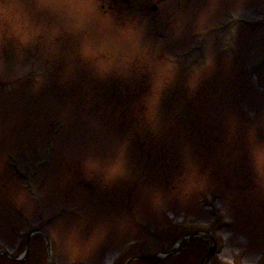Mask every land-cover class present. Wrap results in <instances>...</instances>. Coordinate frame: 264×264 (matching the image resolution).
<instances>
[{
    "label": "rangeland",
    "instance_id": "obj_1",
    "mask_svg": "<svg viewBox=\"0 0 264 264\" xmlns=\"http://www.w3.org/2000/svg\"><path fill=\"white\" fill-rule=\"evenodd\" d=\"M130 1L128 6L119 5L113 15L136 21L144 44L159 58H174L184 51L191 54L199 47L202 53L181 61L174 84L162 93L156 107L158 89H153L147 68L127 78L101 80L91 75L88 84L90 71L74 54L77 44L72 37H60L51 47L29 49L43 57L40 68L45 59L52 63L53 57L60 75L44 80L38 91L23 80L16 83L19 87H0V250L21 259L27 242L21 241L20 233L43 229L51 237L59 224L70 227L83 222L85 241L100 227L108 233L84 264H111L119 255L116 264H126L135 255L170 250L188 230L210 231L209 221L215 218L207 207L212 205L221 220L233 224L220 233L224 247L217 264H233L241 255L247 264H260L264 261V188L255 182L254 160L258 151H264V72L256 81L252 64L264 59V32L237 28L238 59L232 55L222 59L218 54L226 36L207 37V28L232 16L245 20L261 16L264 0H168L153 15L141 10L160 0ZM111 2L101 0L102 9L109 11ZM254 24L255 30L264 28V20ZM225 26L232 29L234 24ZM8 45L0 44L1 83L22 79V72L28 70L25 51L15 50L22 57L14 61L4 52ZM209 59L211 70L190 91L186 82L191 69ZM102 84L109 88L108 96L121 88L118 96L104 101ZM52 119L62 122L64 131L56 137L52 164L35 177L43 212L34 203L17 208L11 198L17 181L10 167L14 164L27 174L28 153L20 148L36 136L43 141ZM31 148V159L38 163L44 148L38 153L33 144ZM85 161L95 168L86 170ZM189 166L198 169L204 186L183 196L178 183ZM157 197L159 209L154 207ZM133 213L137 221L129 217ZM54 217L52 225L44 226ZM192 219L199 228L189 227ZM124 222L129 225L126 229ZM139 225L147 230L143 232ZM31 242L34 255L28 264H47L45 238L35 235ZM132 243L135 247L122 251ZM53 245L58 255L53 264H68L62 249ZM207 248L192 242L179 264H200ZM0 262L7 264L2 257Z\"/></svg>",
    "mask_w": 264,
    "mask_h": 264
},
{
    "label": "clouds",
    "instance_id": "obj_2",
    "mask_svg": "<svg viewBox=\"0 0 264 264\" xmlns=\"http://www.w3.org/2000/svg\"><path fill=\"white\" fill-rule=\"evenodd\" d=\"M63 36L73 38L79 59L98 79L127 78L134 72L143 74L147 68L153 89H158L156 107L162 93L176 80L178 66L175 59L170 56L159 58L158 52L144 44L143 30L137 22L121 21L105 12L101 0H0V44H11L23 54L39 45L51 47ZM211 68V59L192 68L186 82L188 89L195 91ZM41 84L42 81L37 82V91ZM251 135L255 137V129ZM84 167L91 170L95 165L85 161ZM254 171L256 184L264 188V151L256 153ZM203 186V178L195 166H189L178 183L183 196L199 191ZM41 195L35 189L30 192L26 188H16L12 190L11 198L17 208L23 209ZM154 207H161L159 197ZM128 226L127 222L122 224V228ZM83 227V222L70 227L59 224L51 232L52 240L64 252L68 264H84L107 238V229L100 227L85 241L81 237ZM233 264H247V260L241 255Z\"/></svg>",
    "mask_w": 264,
    "mask_h": 264
}]
</instances>
